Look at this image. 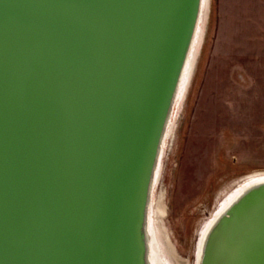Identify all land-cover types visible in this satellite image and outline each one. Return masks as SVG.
<instances>
[{
  "label": "water",
  "instance_id": "water-1",
  "mask_svg": "<svg viewBox=\"0 0 264 264\" xmlns=\"http://www.w3.org/2000/svg\"><path fill=\"white\" fill-rule=\"evenodd\" d=\"M203 4L0 0V264H151L153 187ZM197 244L194 264H264V180Z\"/></svg>",
  "mask_w": 264,
  "mask_h": 264
},
{
  "label": "rangeland",
  "instance_id": "rangeland-1",
  "mask_svg": "<svg viewBox=\"0 0 264 264\" xmlns=\"http://www.w3.org/2000/svg\"><path fill=\"white\" fill-rule=\"evenodd\" d=\"M216 7L209 0L202 42L173 112L153 192L166 194V224L188 264L194 262L200 228L232 182L264 172V60H233L217 44ZM252 35L250 48L263 49L260 36Z\"/></svg>",
  "mask_w": 264,
  "mask_h": 264
},
{
  "label": "bare ground",
  "instance_id": "bare-ground-1",
  "mask_svg": "<svg viewBox=\"0 0 264 264\" xmlns=\"http://www.w3.org/2000/svg\"><path fill=\"white\" fill-rule=\"evenodd\" d=\"M208 2L209 0H204L203 9H202L200 20H199L198 30L195 36L192 49H191L192 52L186 64V68L184 72L185 73L184 77L186 81L188 80L195 55L198 52L201 42H202L203 27L206 21V12L208 9ZM172 125L173 123L171 121L168 127V131L166 133L164 144L172 130L171 129ZM160 163H161V160H160ZM160 163H159V169H158V173L156 174V177L158 176L159 171H160ZM156 177H155V182H154L155 187H153L154 188L153 192L155 191L156 183L158 180V177L157 179ZM259 180H264V172H254L246 176L243 175L232 182L231 188L224 195L221 202L218 204L215 213L213 214L211 213V215L206 219V221L203 223L202 227L200 228L198 232L197 240H196V247L198 245L197 244L198 241H200L201 239V236L203 235V233L205 232L209 224L216 218L218 213H220L243 188ZM167 210H168V207L166 205V194L163 192H160L155 195L154 193L151 199V202H150V210H149V224L151 225V242H152L151 243L152 245L151 264H188V260L182 258L181 255L178 254V251L172 241V237H171L172 233L168 229L166 220H165Z\"/></svg>",
  "mask_w": 264,
  "mask_h": 264
},
{
  "label": "crops",
  "instance_id": "crops-1",
  "mask_svg": "<svg viewBox=\"0 0 264 264\" xmlns=\"http://www.w3.org/2000/svg\"><path fill=\"white\" fill-rule=\"evenodd\" d=\"M216 6L217 44L233 60H264V48L254 51L249 44L254 33L264 42V0H216Z\"/></svg>",
  "mask_w": 264,
  "mask_h": 264
}]
</instances>
